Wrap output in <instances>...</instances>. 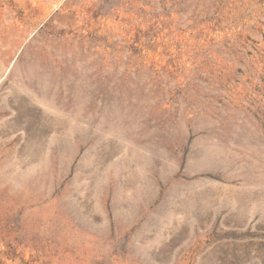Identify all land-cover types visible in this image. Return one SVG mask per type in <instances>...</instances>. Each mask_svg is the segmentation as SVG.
<instances>
[{"label": "rangeland", "instance_id": "obj_1", "mask_svg": "<svg viewBox=\"0 0 264 264\" xmlns=\"http://www.w3.org/2000/svg\"><path fill=\"white\" fill-rule=\"evenodd\" d=\"M0 264H264V0H0Z\"/></svg>", "mask_w": 264, "mask_h": 264}]
</instances>
